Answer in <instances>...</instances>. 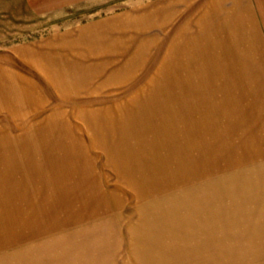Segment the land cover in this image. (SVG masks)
Instances as JSON below:
<instances>
[{
    "label": "rangeland",
    "instance_id": "374dc122",
    "mask_svg": "<svg viewBox=\"0 0 264 264\" xmlns=\"http://www.w3.org/2000/svg\"><path fill=\"white\" fill-rule=\"evenodd\" d=\"M164 94L184 123L189 114L178 105L193 106L188 131L179 136L191 138L195 160L207 161L197 180L186 169L153 167L146 148L111 155L110 130L129 123L157 128L151 125L162 118ZM210 112L221 119L219 137ZM20 138L37 142L42 157L68 161L74 171L88 161L93 170L68 175L63 187L57 178L1 170H30L36 156L0 162V230L22 223L18 234L28 233L20 246H0V264H35L38 254L36 264L56 258L60 264H264V0H0V152L16 144L23 150ZM142 177L149 178L145 184L127 181ZM215 180L229 183L231 192L221 194L217 183L222 205L215 200L210 213L191 209L200 219L187 227L192 194L210 192L200 183ZM91 189L98 196L89 205L98 215L31 233L50 217L24 221L38 213L37 200L49 198L50 206L39 208L51 209ZM163 206L171 207L173 220L161 221L157 232L150 221ZM218 228L217 239L204 235ZM62 231L71 234L56 236ZM172 234L182 238L180 251ZM155 240L162 253L151 258ZM193 247L206 250L189 256ZM8 254L24 259L6 260Z\"/></svg>",
    "mask_w": 264,
    "mask_h": 264
},
{
    "label": "bare ground",
    "instance_id": "6f19581e",
    "mask_svg": "<svg viewBox=\"0 0 264 264\" xmlns=\"http://www.w3.org/2000/svg\"><path fill=\"white\" fill-rule=\"evenodd\" d=\"M166 96H167V94H164V97L162 99H160L158 102L159 111L164 110V113L162 115L161 120L157 124L151 125L152 128H154V127H157V128L148 130L144 127V125L142 123L139 125L135 124L133 126L131 125V123H129V126H126V129L125 128H118V129H111L110 130V139L109 140H112V145H113L110 148L111 155L117 156V155H123V154H130L132 152V149L136 150L138 147H142L144 149L146 148V156H145L146 161L153 164V167H158V169H161V171L164 170L165 172H168V173L178 172L180 170V168L186 169V170H189V172H188L189 175L194 176L195 180H197V179H199V176L195 173H200V176L202 177L204 174V171L208 169V167H202L204 164H206L205 162H207V161L205 159L204 160L203 159L202 160H195L194 159V157H196V155L194 153V150H195L194 145L195 144L191 142V138H189L188 140H183L184 137L179 136V135L183 134L185 131H188L189 120H190V117H189L190 112H188V111L193 106L190 107L189 103H185L184 106L178 105L179 110H181L185 114L187 111V114H189V115L185 116L186 123H184V117L179 115L178 113L176 114L175 110L172 107H170L169 105H167ZM147 102L148 101L145 100L143 106ZM144 108H146V107L144 106ZM183 108H186V110L183 111ZM205 114H206V112L204 111V107H203L202 108V118L203 117L205 118ZM210 114L212 116V119H210V124L217 123V126L214 130V137H215V135L219 137L221 132L223 131V129H222L223 126L219 127L221 125L220 124L221 119L216 115L215 112H210ZM128 139H129V141H127ZM146 139H148V140H147L146 144H144ZM250 139H252V138L250 137ZM181 140L184 142H181ZM20 141L23 142L24 140L22 138H20ZM125 141H127L125 144L122 143ZM119 142L121 143V145H119ZM246 142L247 141H245V143H243V145H246L247 144ZM23 144H25V145H23ZM70 144H72V143H70ZM42 145H43V143H42ZM108 145H110V144L108 143ZM21 146L24 147L23 150L18 149L17 144H16V145H14V148L12 147L11 151H8V149H7L5 151L0 152V162L1 163L12 162L13 157H15V156L16 157L18 156V158H20V159H22L24 157H31V160H32V156L33 157L36 156L37 160L35 162H37L36 164L40 168L37 166L35 167L36 164L30 170H28V168H25V167H18V168L16 167L15 168V167H5V165H3L5 168H1L2 171L9 172L10 168L13 171H20L22 173H26L28 171H31L34 174H39L43 178L44 177L45 178L49 177L50 179H56L57 178V184L65 187L67 183L62 184L61 180L65 181V180H67V178H71V177H68V175L69 176L74 175V177H76V176L82 177L81 172L82 173H88L92 169V164L88 161H86L87 164H84L81 166V169H83V170H80L79 168L75 167L77 169V171H74V169H72V163H70L68 161L65 162L59 158H55L54 155L48 156V157H44V156L42 157L41 155L38 154V146L39 145L35 141H33V143H24L23 142ZM50 146L59 147L61 145L57 146V145H54V143H51ZM218 146L220 147V149L223 147V146H220V144H218ZM81 148L83 149V147H81ZM182 149L186 155H184V153L182 151H180ZM180 153H182V154H180ZM58 155H60V154H58ZM179 156H188V157H190V159H187L188 161L183 162L186 159H184V158L180 159ZM70 157H73V156L68 154L67 158H70ZM34 159H35V157H34ZM26 160H25V162H26ZM30 163L31 162H29L28 165H30ZM183 164H186V166H184ZM196 167H198L199 169L194 171ZM135 169L138 171V177L141 176L142 172L144 171L143 170L144 168L138 166ZM55 170H61V171H58V173H54ZM1 174L5 175L4 172ZM164 174H167V173H164ZM147 179H149V178L142 177V178H139L136 180H131L130 178H128L127 181L129 183H131V181H135L141 185L142 183L145 184ZM93 181H94L93 186H94V188L96 187V189L94 191L99 192L100 191V188H98L99 177L97 176V177L93 178ZM217 183L218 184L221 183L223 186L222 188L224 190L220 191L221 194L223 192H231V191H227V188H230V184L227 182L226 183H224V182L219 183L217 180H215L212 183L211 182L207 183L206 181H203L202 183H200L202 186H205L203 188H205L207 191H208L209 187H212V190L210 192H201V195L200 194H192V197H191L190 201L188 202L189 206L186 205L189 208L185 214V217L187 220V227H195L197 225V221L200 219V218H196L195 216H192L191 209L198 208L196 211H199L200 213H210V211L207 209L208 205L212 204L215 200H217L218 203L220 202L218 200L220 194L218 195V193L214 192L217 189V185H218ZM164 186H166V185H163V187ZM160 188L161 187H159L158 189H160ZM158 189L154 188V189H152V191H148V192H154ZM94 191L91 189V190H89L88 194L84 193V195H79V196L75 195L74 197L71 196L70 198H65L63 200V202H61L62 206L56 205L53 207L54 204H52L51 209H46L47 211L40 209L39 204L43 205L44 203H46L47 206H50L49 203L51 201L49 198L46 200L42 199L43 198V196H42L41 201L39 199V201L37 200V202L35 204L33 203V205H32V207L34 206V208H36V212H38L37 214H35V217L32 216L31 218H28L29 216H26V217H24V218L22 217V218L24 219V221H26L27 219L29 221H31L34 218L35 219H44V217L47 214H49L50 217L48 218V222L44 221L42 224L37 223V224H39V226H37L38 229L36 231L33 228L34 231L33 230L31 231V233L33 235L35 233L41 231V230H43V231L51 230V229L55 230V228L58 230V228L60 226H62V225L65 226L67 224V222L73 223V224L78 223L79 220H84V219L93 217L95 215H98L100 213L99 208H96L95 206L90 207V205H93L97 199V198L95 199V196H98L96 193H94ZM228 194H230V193H228ZM234 196L236 197L235 193H234ZM207 200H208V203H207ZM235 202H236V200H235ZM28 203L32 204V201H30V199H29ZM185 203L186 202H184L182 200V202H180L179 204H185ZM220 204L222 205L221 202H220ZM200 209H202L203 211H200ZM57 210H58V212H56ZM16 211L17 210H15L14 212H16ZM170 211H171L170 206H168V207L163 206L161 208V210L154 211L150 223L154 224V228L157 232H160L162 229L161 221H164V222L166 221L167 223H172L173 219H172V216L170 215ZM19 212L21 213V211H19ZM63 213L66 214V216L63 215L64 216L63 217L61 215ZM58 215H61L62 217H59ZM202 218H204V216ZM189 220H192V222ZM189 222H191V223L189 224ZM5 224H7V223L4 222L1 225L4 226ZM21 224L22 223L16 224V227L18 228V226H20ZM213 225L216 226L217 224L214 223ZM17 228H13V226H12V228L11 227H3V229L0 230V246H4V245L6 246L7 244L10 245V243H12V244L20 243L19 246L22 245L20 241L22 240L24 235H28V233L24 234V232H19V234H18ZM75 232H78L80 234L79 228L78 229L75 228L74 233ZM186 232H190V231L188 229H186ZM66 234H71V233H69L68 231H62L56 236L64 237V236H66ZM204 235H206L207 237H210V238L212 237L214 239H217V237L222 236V233H221V231H219V228H218V229H215L212 232H208ZM173 236L176 237L174 239V244L176 245L174 248H176V249L178 248V251H180L181 250L180 248H181L182 243H183L182 238L178 234L173 235ZM25 239H26V237H25ZM17 240H18V242H16ZM152 242H153L152 244H155L157 246L158 252L154 253V254L149 253L150 254L149 257H151V258H153L155 256H159L162 253L160 242L158 240H155ZM214 242L219 243V241H217V240H214ZM223 249H226V248H223ZM194 250L198 251L197 253H202L204 250H206V248L201 249L200 247H196V248L193 247L192 249H188L189 252L187 250H185V251L180 252V253H175V252L174 253H175V256H181V254H185L186 252H188V255H189V253H190V255H198L195 252H193ZM172 251H174V250H171L170 253ZM170 253L167 254V256L165 257L166 260L170 257ZM41 255L42 254L36 255L37 259L36 258L34 259L35 264L38 261L42 260ZM194 257H185V258L191 259ZM6 258H7L6 260H9L12 258L13 260H17L18 262L24 259V257L14 259L13 255H10V254H8V256ZM201 259H199V260L195 259L193 262H199ZM56 260H57V262L54 264H60V261L57 258H56ZM210 261H212V260H210ZM190 262H188V264H195V263H190ZM208 263H209V261H208ZM39 264H41V263H39Z\"/></svg>",
    "mask_w": 264,
    "mask_h": 264
}]
</instances>
